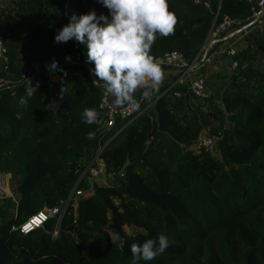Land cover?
<instances>
[{"label": "trees", "instance_id": "trees-1", "mask_svg": "<svg viewBox=\"0 0 264 264\" xmlns=\"http://www.w3.org/2000/svg\"><path fill=\"white\" fill-rule=\"evenodd\" d=\"M11 3V10H0L8 55L1 75L9 84L0 87V172L15 181L19 198L0 205V264H132L129 246L158 234L173 243L139 264H264V70L255 66L264 39H252L233 56L237 66L219 97L223 108L212 95L169 91L119 131L118 119L107 127L99 107L103 89L92 84L84 47L54 42L71 12L108 10L97 0ZM251 8L246 0H168L174 32L158 36L150 54L176 51L189 63L213 24L226 16L247 25ZM52 59L66 72H55L57 81L45 69ZM29 87H35L31 97ZM85 108L98 112L97 123H82ZM205 129L217 138L219 155L189 148ZM95 155L113 182H90L86 168ZM62 203L59 221L50 218L27 235L16 230Z\"/></svg>", "mask_w": 264, "mask_h": 264}, {"label": "clouds", "instance_id": "clouds-1", "mask_svg": "<svg viewBox=\"0 0 264 264\" xmlns=\"http://www.w3.org/2000/svg\"><path fill=\"white\" fill-rule=\"evenodd\" d=\"M108 14L97 15L94 10L77 15L68 14V23L54 33V42L74 41L84 47L86 63L94 77L93 86L102 88L115 106L125 105L136 110L139 107L134 94L144 89L143 97L150 98L164 79L161 63L150 54L157 37H168L174 32L175 15L168 10V0H97ZM70 63L71 57L65 56ZM49 74L66 75L58 61L45 64ZM35 87L27 89L29 97ZM26 103L25 100L20 101ZM84 124L98 122V112L85 108L81 114ZM89 140L94 133H88ZM147 235V233H145ZM173 242L168 236L158 234L142 244L129 246L132 264L140 260L150 262L162 255Z\"/></svg>", "mask_w": 264, "mask_h": 264}, {"label": "built area", "instance_id": "built-area-1", "mask_svg": "<svg viewBox=\"0 0 264 264\" xmlns=\"http://www.w3.org/2000/svg\"><path fill=\"white\" fill-rule=\"evenodd\" d=\"M193 1L195 3H199L201 0H193ZM246 1L252 5L251 22L249 24H251V26L255 28L257 32H262L264 30V0H246ZM203 4L206 7H209L208 2H204ZM216 17H217V11L214 13V18ZM244 26H242V22L240 20L231 19L226 16L222 17V19L217 24L215 25L213 24L208 34L206 43L203 45L200 52L206 46L212 45L213 43L224 38L230 31L239 30ZM235 53L236 51L232 48H229L225 52V55L232 60L231 63L232 70H234L237 66L236 62L233 60V56L235 55ZM199 54L196 56L194 60H192L189 63L186 61V59L183 57L181 53L176 51L167 52L162 56L156 58L155 60L161 63L163 71L169 72L173 76L171 80H169L165 84L166 87L161 92V94L152 98L154 95L153 92L151 96L152 99L150 101L149 98L143 97L144 89H138L137 92L134 94L135 99L139 104V107L136 110H132L131 107L127 105L123 107L115 106L112 100L107 96V94L103 90L101 94L99 107L102 110H104L108 116L107 127H112L115 124V121L118 119L122 121L121 127L119 128L120 131L130 121L142 115L156 99H158L159 97H161L162 95H164L169 91H172L176 97H181L186 92L192 94L193 96L199 99L210 96L204 76H198L194 79L187 78V74L194 69L198 61ZM7 66H8L7 50L6 47L4 46L2 36L0 35V87H4V88H8L9 84L7 78L2 76L1 72H4L7 75L6 73ZM216 99L218 98H215L214 101H216ZM125 120L127 121L123 123ZM191 146L196 152H199L200 150L204 149L206 151L213 153L214 149H216L218 153V150L216 148V137L213 136H206L205 138L199 137L198 140L195 143H193ZM86 171L90 175V178H93V180L97 176H101L104 178L105 169H104L103 160L98 158L97 155H95V157L88 164ZM79 194L83 195L84 193L79 191L77 195ZM65 209H66V203H62L58 207L43 208L42 210L38 211L37 213L29 217L21 225H19V227L16 228V230H18L23 235H27L32 231L41 228L44 225V223L50 218H55L57 221H59L62 218ZM26 225L30 226L28 231H25ZM56 236H57V231H54L52 233V237L55 238Z\"/></svg>", "mask_w": 264, "mask_h": 264}, {"label": "crops", "instance_id": "crops-1", "mask_svg": "<svg viewBox=\"0 0 264 264\" xmlns=\"http://www.w3.org/2000/svg\"><path fill=\"white\" fill-rule=\"evenodd\" d=\"M236 32L237 30L230 31L224 38L215 42L216 44L213 43L212 45L206 46L200 52L194 69L187 74L188 79L204 76L209 95L215 98L220 97V93L223 91L232 73L231 59L225 55V52L229 48L237 52L245 48L256 37L264 39V30L257 32L252 26L248 27L245 31ZM168 74L171 73L164 72V77H168Z\"/></svg>", "mask_w": 264, "mask_h": 264}, {"label": "rangeland", "instance_id": "rangeland-1", "mask_svg": "<svg viewBox=\"0 0 264 264\" xmlns=\"http://www.w3.org/2000/svg\"><path fill=\"white\" fill-rule=\"evenodd\" d=\"M12 8H13V4L11 3V0H0V10L1 9H9V10H11ZM255 66L258 67L259 69L264 70V57H260ZM48 75L50 76V79L53 80V81H57L59 79L57 74H54V73L53 74H49L48 73ZM167 76L168 77H164V79L162 81L163 83L161 82V85H165L169 80H171L173 75L172 74H168ZM215 102H217V105L219 107L223 108L222 107V102L220 101V98L216 99ZM215 124H217V122H215ZM206 136H210V134L208 132V129L203 130L200 133V135H199V137H202V138H205ZM216 140H217V138H216ZM189 148L192 151L196 152L192 148V146H190ZM213 153H214V155H219V154H217L216 149H214ZM6 175L5 176H1L0 175L1 177H3V183H2V186L0 187V205H2L4 203V200L7 199V198H10L13 202L17 201L18 198H19V195L14 192V188H15V184H16L15 181H12L10 179V175L9 174H6ZM7 177H8V182H7V188H6L5 187V183L7 181ZM113 180L114 179H113V175L112 174H107V175L104 176V178L101 177V176H97L96 178H94V181L96 183H98V184H105V183L113 182ZM78 192L79 191L74 192L75 196H77ZM126 231L129 232V230H127V229H126Z\"/></svg>", "mask_w": 264, "mask_h": 264}, {"label": "water", "instance_id": "water-1", "mask_svg": "<svg viewBox=\"0 0 264 264\" xmlns=\"http://www.w3.org/2000/svg\"><path fill=\"white\" fill-rule=\"evenodd\" d=\"M249 26H251V24H248V25L244 26L243 28L237 30L236 33H238V32H242L243 30L247 29ZM231 63H232V60H231ZM86 68H87L88 71H89V69H90L91 67H90L89 65H87ZM89 75H90V78L93 80L94 77L90 74V71H89ZM128 163H129V162H128V160H127L126 163L124 164V166L122 167L121 172L124 171V169H125V167L128 165ZM0 175L5 176L6 174L0 172ZM93 181H94L93 178H90V182H93ZM89 192H92V189H90ZM68 230H72V227H69ZM108 230L111 232V234L114 235L115 241L119 244V243H120V237L116 234V231L114 230L112 224H109V225H108Z\"/></svg>", "mask_w": 264, "mask_h": 264}, {"label": "bare ground", "instance_id": "bare-ground-1", "mask_svg": "<svg viewBox=\"0 0 264 264\" xmlns=\"http://www.w3.org/2000/svg\"><path fill=\"white\" fill-rule=\"evenodd\" d=\"M1 176H0V187L2 186V183H3V177H1Z\"/></svg>", "mask_w": 264, "mask_h": 264}, {"label": "snow or ice", "instance_id": "snow-or-ice-1", "mask_svg": "<svg viewBox=\"0 0 264 264\" xmlns=\"http://www.w3.org/2000/svg\"><path fill=\"white\" fill-rule=\"evenodd\" d=\"M34 223H35V221H34ZM29 228H30V226H29V225H26V226H25V231H28Z\"/></svg>", "mask_w": 264, "mask_h": 264}]
</instances>
